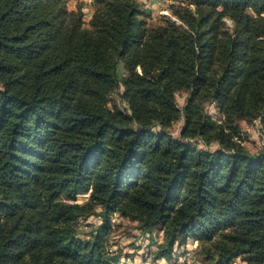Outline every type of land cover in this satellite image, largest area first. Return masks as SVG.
<instances>
[{"label":"trees","instance_id":"1","mask_svg":"<svg viewBox=\"0 0 264 264\" xmlns=\"http://www.w3.org/2000/svg\"><path fill=\"white\" fill-rule=\"evenodd\" d=\"M186 1L149 26L138 0H95L85 28L66 0H0V264H115L113 214L162 230L154 259L191 238L204 264H264V157L234 140L264 126V0Z\"/></svg>","mask_w":264,"mask_h":264},{"label":"rangeland","instance_id":"2","mask_svg":"<svg viewBox=\"0 0 264 264\" xmlns=\"http://www.w3.org/2000/svg\"><path fill=\"white\" fill-rule=\"evenodd\" d=\"M142 4V18L146 20L148 25L154 26L161 22L163 17L169 18L177 24H180L173 10L177 6L194 10V5L188 4L186 0H138ZM95 0H66V8L69 12H78L82 14V22L85 28H88L91 16L93 14ZM264 18V14L262 15ZM216 21V18H214ZM221 22L224 30L231 33L233 31V22L228 16H223ZM216 33V32H215ZM122 71V69L120 68ZM121 91V90H120ZM118 108L127 109L126 103L121 100L119 94L114 96ZM188 99L187 91H179L176 93V100L179 108L185 106ZM205 112L211 119L220 123L224 120L221 110L215 103H206L204 105ZM239 135L234 138L253 155H261L264 157V126L259 119L252 123L240 121ZM184 120L181 116L176 120L168 132L170 135L180 140L181 131L184 129ZM190 142H197L196 148L216 150L220 148L219 144L211 141L209 144L203 142L200 137L190 139ZM88 194L78 195L76 203H83L87 200ZM99 210H97L98 212ZM101 224V218L98 215H91L87 218L80 219L76 223L78 235L82 239H90L95 234L97 227ZM110 232L105 236L104 246L110 257L116 258L115 264H204L201 257L197 254L198 242L189 238L185 244H175L170 259H154V253L163 241L162 230L154 229L151 232L144 233L138 228L136 222L122 218L118 214L110 217ZM230 264H246L242 258H235Z\"/></svg>","mask_w":264,"mask_h":264}]
</instances>
